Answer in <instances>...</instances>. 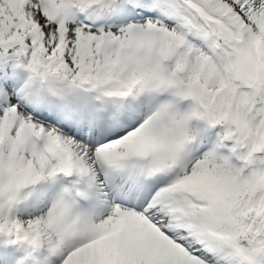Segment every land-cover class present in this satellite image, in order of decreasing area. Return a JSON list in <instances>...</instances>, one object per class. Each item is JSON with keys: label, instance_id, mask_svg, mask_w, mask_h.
<instances>
[{"label": "snow or ice", "instance_id": "snow-or-ice-1", "mask_svg": "<svg viewBox=\"0 0 264 264\" xmlns=\"http://www.w3.org/2000/svg\"><path fill=\"white\" fill-rule=\"evenodd\" d=\"M0 264H264V0H0Z\"/></svg>", "mask_w": 264, "mask_h": 264}]
</instances>
